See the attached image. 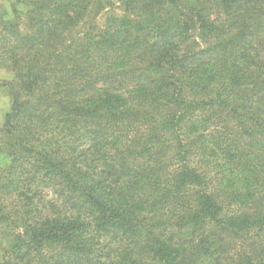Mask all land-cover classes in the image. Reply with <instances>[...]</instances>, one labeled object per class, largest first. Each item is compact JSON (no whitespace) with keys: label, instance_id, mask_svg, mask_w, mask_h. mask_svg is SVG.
Masks as SVG:
<instances>
[{"label":"trees","instance_id":"16d2710c","mask_svg":"<svg viewBox=\"0 0 264 264\" xmlns=\"http://www.w3.org/2000/svg\"><path fill=\"white\" fill-rule=\"evenodd\" d=\"M9 11L0 264H264V0Z\"/></svg>","mask_w":264,"mask_h":264},{"label":"rangeland","instance_id":"374dc122","mask_svg":"<svg viewBox=\"0 0 264 264\" xmlns=\"http://www.w3.org/2000/svg\"><path fill=\"white\" fill-rule=\"evenodd\" d=\"M13 0H0V4L4 7L5 10H10V4ZM10 12V11H9ZM11 79V75L6 71L0 64V129L4 120V114L10 107V96L8 95V87L5 81ZM3 163L2 160H0ZM8 244V239L5 234H0V257L2 256L6 246Z\"/></svg>","mask_w":264,"mask_h":264}]
</instances>
